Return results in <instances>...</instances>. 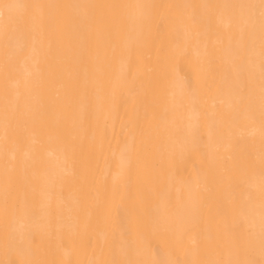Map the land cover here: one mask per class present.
<instances>
[{"label": "bare ground", "instance_id": "bare-ground-1", "mask_svg": "<svg viewBox=\"0 0 264 264\" xmlns=\"http://www.w3.org/2000/svg\"><path fill=\"white\" fill-rule=\"evenodd\" d=\"M5 1L0 264H264L262 0Z\"/></svg>", "mask_w": 264, "mask_h": 264}, {"label": "rangeland", "instance_id": "rangeland-1", "mask_svg": "<svg viewBox=\"0 0 264 264\" xmlns=\"http://www.w3.org/2000/svg\"><path fill=\"white\" fill-rule=\"evenodd\" d=\"M45 1H46V3H45V2H44V3H45V5H46L47 2H48V0H45ZM0 2H2V0H0ZM3 2H4V3H2L3 5L0 6L1 8H4V7H5L4 4H5V2H7V1L3 0ZM42 2H43V1H42ZM7 3H9V2H7ZM40 4H41V3H40ZM40 4H39V6H37V5H38V4H37V5H36L37 8H35V9H38V7H40V8L42 9V8H43V7H42V4H43V3H42L41 5H40ZM27 5L29 6V9H30V8H31V5H29V4H27ZM27 5H26V6H27ZM34 5H35V3H34ZM34 5L32 4V8L35 7ZM44 7H45V8H44V9H45V12L47 13V10H46L47 5L44 6ZM1 8H0V9H1ZM27 8H28V7H27ZM5 9H6V8H5ZM25 9H26V8H23L22 10L24 11ZM29 9H28V10H29ZM41 9H40V10H41ZM3 10H4V9H3ZM3 10H2V11H3ZM38 10H39V9H38ZM11 11H13V10H11ZM15 11H16V10H15ZM26 11H27V10H25L24 13L27 15ZM31 11H32V10H31ZM34 11H35V10H34ZM34 11H33V14H32V12H29V14L32 15V16H30V15H29V16H30V17H34V19H32L33 22H35V21L37 20V18H36V17H37V15H36L37 13H35ZM0 12H1V10H0ZM13 12H14V11H13ZM16 12H17V11H16ZM27 12H28V11H27ZM36 12H38V11H36ZM1 13H2V12H1ZM1 13H0V15H1ZM42 13H43V11H42ZM46 13H45V15H46ZM39 14H41V13H39ZM43 14H44V13H43ZM47 14H48V13H47ZM27 16H28V15H27ZM29 16H28V17H29ZM1 17H2V16H0V18H1ZM46 18H47V17H46ZM29 19H31V18H29ZM47 19H48V18H47ZM32 20H30V21H32ZM46 22H47L48 24H46V23H45V24H46V25H49V21L46 20ZM27 24H28V22H27ZM45 27H46V26H45ZM17 58H19V61H20L19 64L22 63V62H26L25 60H28V59H25V60L22 61V58H20V57H17ZM16 60H17V59H16ZM16 60H14V61H16ZM14 61H13V62H14ZM29 61H30V60H29ZM29 61H28V63H29ZM16 62L18 63V60H17ZM28 63L26 62V64H25V63H24V65L22 64V68H21V70H24V71H25V69H23V66H26V65H27V66H30V65H28ZM30 64H32V63L30 62ZM11 65H12V64H11ZM14 66H15V63H14V65L11 66L13 70L16 69L19 65L17 66V64H16V66H17L16 68H15ZM31 66H34V65L32 64ZM11 67L9 66V68H11ZM13 67H14V68H13ZM20 67H21V66H20ZM30 68H31V67H30ZM12 69H11V70H12ZM18 69H19V68H18ZM9 70H10V69H9ZM11 70H10V72H11ZM19 70H20V69H19ZM33 70H35V69H33ZM18 72H19V71H18ZM31 72H32V71H31ZM31 72H30V73H31ZM34 72H35V71H34ZM34 72H32V73H34ZM11 73H12V76L15 74L14 76L16 77L17 72L12 71ZM13 73H14V74H13ZM26 73H28V72H25V73L23 74V76H24L25 79L22 78V76L20 77V75L17 74V77L19 76V77H18L19 81L21 80L20 78H22L23 80H25V86L23 85V83H24L23 80H22V81H23L22 84H20L19 81H16V82H18V83L21 85V88H20V86H17V88L19 87L23 93H24V91H25V95H24V96H26V95L28 94V92L30 91L29 89H28V91H26V88H28V85L30 84V83L28 84V82H26V81H28L27 79H29L30 76L32 77V75H36V72H35V74H32V75H31L30 73H28V74H30V76L27 77L28 74L26 75ZM9 74H10V73H9ZM5 75H7V74H5ZM21 75H22V74H21ZM12 76H9L8 78H7V76H6V78L8 79V81H6L5 83L11 81V82H12V86H13V81H12V80H13L14 78L11 79ZM17 77H16V78H17ZM26 77H27V78H26ZM35 77H36V76H34V78H35ZM1 78H2V77H1ZM4 78H5V76H4ZM34 78H33V79H34ZM33 79H32V81H33ZM9 80H10V81H9ZM30 80H31V79H30ZM1 81H2V83H3V82L5 81V79H4V80L1 79ZM22 81H21V82H22ZM32 81H31V82H32ZM34 81H36V79H35ZM5 83H3V85H2V84H1V85H2V86H5V85H6V86H7V89H9L8 86L10 87V83H9V85H7V84H5ZM14 83H15V81H14ZM18 83H17V84H18ZM26 83H27V87H26ZM4 84H5V85H4ZM31 85H32V83H31ZM33 85H36V83H35V84L33 83ZM33 85H32V86H33ZM2 86H1V87H2ZM15 86H16V85H14V87H15ZM1 87H0V88H1ZM25 87H26V88H25ZM29 87H30V86H29ZM17 88H16V89H17ZM19 88H18V89H19ZM23 88H24L25 90H23ZM30 89H31V88H30ZM9 90H12V89H9ZM14 90H15V89H14ZM34 90H35V89H33V91H34ZM0 91H3V92H4L5 90H3V87H2V89H1ZM17 91H19V90H17ZM5 92H6V91H5ZM5 92H4V93H5ZM10 92H11V91H10ZM10 92H6L8 98H10L9 96H12V95H8ZM15 92H16V91H15ZM15 92H14V93H15ZM1 93H2V92H1ZM1 93H0V94H1ZM4 93H3V94H4ZM26 93H27V94H26ZM30 93H32V94H36V93H33V92H30ZM12 94H13V93H12ZM15 94H17V93H15ZM18 95H21V96H22L23 94H20V92H19V94H17V96H18ZM28 95H29V94H28ZM28 95H27V96H28ZM1 96H3V95H1ZM1 96H0V97H1ZM17 96H16V95L14 96V98H15V101H14V102H16V100H17L16 97H17ZM19 97H20V96H19ZM35 97H36V99H37V96H35ZM1 98H2V97H1ZM1 98H0V99H1ZM20 98H21V97H20ZM27 98H28V97H24V100H26ZM29 98H30V97H29ZM32 98H33V97H32ZM32 98H31V100H32ZM5 99H7V98L2 99V101H4ZM12 99H13V97H12ZM34 99H35V98H34ZM36 99H35V100H36ZM19 100L22 101V99H19ZM5 101H6V100H5ZM5 101H4V102H5ZM20 101L18 102V100H17V102L19 103L18 106H20V105L24 106L25 104H24V105L21 104ZM4 102H3V103H4ZM7 102H8V101H7ZM12 102H13V100L9 101V103H12ZM14 102H13V103H14ZM17 102H16L15 104H13V106H15L16 104H18ZM24 102H25V101H23V103H24ZM33 102H35V101H33ZM3 103L1 102L0 104L2 105ZM9 103H8V104H9ZM26 103H27V102H26ZM35 103H37V101H36ZM35 103H34V104H35ZM4 104H5V103H4ZM8 104H6V106H8ZM28 104H29V103H28ZM32 104H33V103H32ZM32 104H30V105L32 106ZM34 104H33V105H34ZM1 105H0V106H1ZM35 105L37 106V104H35ZM3 106H4V105H3ZM10 106H11V104H10L8 107H10ZM22 106H21V108H23ZM27 106H28V108L30 109L29 105H27ZM27 106H26V107H27ZM8 107H7V108H8ZM16 107H17V105H16ZM16 107H15L16 110H14V109H13V110H9V109H11V108L6 109V110L4 111V113H6V114H4V113L2 112L4 115H9V119H8V117L6 118V116H5V119H4V120L8 119L9 121H10V120L13 121V122L15 121V126H16V123L18 124V122H20L21 124H22L23 122H24V124H26L27 121H29L30 123H33L32 121L35 122L34 117L36 118L35 113H37V112H34V117L31 116L32 114L29 115V117H31V119H29V118H28V115H27V118H28V119H26V118L23 116V115H25L24 110H25L26 107L24 108V110L21 109V112H22L23 114L20 112V108H18V107L16 108ZM32 107H35V106H32ZM4 109H5V107L2 108V110H4ZM35 109H37V108L35 107ZM31 110H32V109H31ZM0 111H1V109H0ZM27 111H28V109L26 110V112H27ZM34 111H36V110H34ZM13 113H14L15 115L17 114V115H16V118H17V117H18V118L20 117V118H19V121H18V119H16V118H13V119L11 118V119H10V115H11V114H12L11 117L14 116ZM27 113H28V112H27ZM27 113H26V114H27ZM29 113H31V112H29ZM36 115H37V114H36ZM44 115H45V114H44ZM1 116H2V115H1ZM2 117H3V116H2ZM14 117H15V116H14ZM45 117H46V115H45ZM32 118H33V119H32ZM20 119H23V120L20 121ZM16 121H17V122H16ZM4 122H5V123H6V122L8 123V121H4ZM4 122H3V123H4ZM20 123H19L18 125H21ZM27 123H28V122H27ZM30 123H28L30 126L27 125V127H25V126H24V127L28 129V127H31V124H30ZM36 123H37V121L35 122V124H36ZM24 124H23V125H24ZM44 124H46V122H44ZM4 125H6V124H4ZM11 125L14 126V124H11ZM15 126H14L13 131H11L12 134H10V135H12V136L15 135V136L20 137V136H19V135H20V134H19L20 132H17L19 126H17L16 129H15ZM33 126H34V125H33ZM21 127H22V126H20L19 131L21 130ZM34 127H35V126H34ZM10 128H11V127H10ZM32 128H33V127H32ZM33 129H34V128H33ZM11 130H12V128H11ZM16 130H17V131H16ZM22 130H24V128H22ZM29 130H30V128H29ZM29 130H26V129H25V131H29ZM11 132H10V133H11ZM29 132H30V131H29ZM23 133H24V132H21V135H22V136H25V135H23ZM26 133L28 134V132H26ZM32 133H33V131H32ZM16 134H19V135H16ZM28 135H29V138H31L30 135H32V134L29 133ZM15 136H13V138L16 139ZM26 137H27V139L29 140V138H28L27 135H26L24 138H26ZM24 138H23V139H24ZM21 139H22V138H21ZM21 139H20V140H21ZM16 140H19V139H16ZM21 141H23V140H21ZM24 141H25V140H24ZM24 146H25V145H24ZM24 146L22 145V151H23ZM25 148H26V147H25ZM24 152H26V151H24ZM24 152H23V155H24ZM25 154H26V153H25ZM19 158H20V157H19ZM24 158H25V157H24ZM24 158H23V157L20 158V159H21V162H22V159L24 160V162L26 161V159H24ZM27 158H28V157H27ZM25 163H27V162H25ZM23 164H24V163H23ZM26 165H27V164H24L25 167H26ZM22 166H23V165H22ZM22 166H21V167H22ZM24 169H26V168H24ZM27 170H28V168H27ZM20 171H21L20 175H19L18 172H17L18 174H17V175L15 174V175H16V176H19V177H21V175H22V178L20 179L19 177H17L16 179H15V178H14V179H15V180L18 179L17 181H20V180H21L20 182H23L22 180L25 179V178H23V176H25V177L28 176V177H29V172H28V173L26 172L28 175H27V174L25 175V174H24L25 172L22 174V171H23L22 168H21V170L19 169V172H20ZM14 177H15V176H14ZM26 180H30V179H29V178H28V179L26 178ZM13 182H15V181L13 180L11 185L14 184V185H17L18 187L16 186L17 189L13 190L12 194H15V193H14V191H15L16 193L18 192V193H17L18 196L20 195V197H21V196H22L21 194H23V193L25 194V192H26V187H29V186H25V187H23V188H24V192H23V193L21 192L22 189L20 190V188H21L22 186H24L25 184H27L28 181H27L26 183H24V185H21L19 182L16 183V184L13 183ZM24 182H25V181H24ZM29 182H30V181H29ZM18 184H19L20 186H19ZM22 184H23V183H22ZM28 185H29V184H28ZM30 186H31V185H30ZM11 187H12V186H11ZM11 187H10V188H11ZM13 187H15V186H13ZM18 188H19V189H18ZM11 189H12V188H11ZM30 189H31V187H30ZM30 189H28V190L30 191ZM19 190H20V191H19ZM6 191H7V190H6ZM6 191H5V192H6ZM8 191H9V190H8ZM5 192H4V193H5ZM10 192H11V190H10ZM4 193H3V194H4ZM28 193H30V196H31V191L28 192ZM0 194H1V193H0ZM3 194H2V195H3ZM5 195H6V194H5ZM15 195H16V194H15ZM15 195H13V196H15ZM27 195H29V194H27ZM8 196H10V195H9V192H8ZM18 196H17V197H18ZM0 197H1V196H0ZM17 197H16V198H17ZM22 197H23V196H22ZM25 197H26V195H24L23 198H25ZM28 197H29V196H28ZM28 197H27V198H28ZM18 198H19V197H18ZM29 198H31V197H29ZM12 199H13L12 201H15V200H16L14 197H12ZM25 200H26V199H25ZM16 201H17V200H16ZM19 201H20V199L18 200V202H19ZM23 201H24V200H23ZM29 201H30V200H29ZM8 202H9V200H8ZM10 202H11V201H10ZM10 202H9V204H10ZM20 203H21V201H20ZM26 203H27V201H26ZM26 203H25V204H26ZM25 204H23V205H24L23 207H27V206H25ZM12 206L14 207L13 209L15 210V202L11 205L9 215L12 213V212H11V210H13V209H12ZM20 206H21L20 204H18V203L16 204V208H17V207L20 208V212H19V213H20V215H21V213H22V209H21ZM23 210H24V208H23ZM27 210H28V209H27ZM27 210H26V211H23V212L26 213V215H27ZM16 211H17V213H18L19 210H16ZM17 213H16V215H17ZM25 213H24V214H25ZM13 214H15V213L13 212ZM22 215H23V214H22ZM10 216H11V215H10ZM13 216H14V215H13ZM23 216H24V215H23ZM19 217H20V216H19Z\"/></svg>", "mask_w": 264, "mask_h": 264}, {"label": "snow or ice", "instance_id": "snow-or-ice-1", "mask_svg": "<svg viewBox=\"0 0 264 264\" xmlns=\"http://www.w3.org/2000/svg\"><path fill=\"white\" fill-rule=\"evenodd\" d=\"M262 5H264V0H262Z\"/></svg>", "mask_w": 264, "mask_h": 264}]
</instances>
